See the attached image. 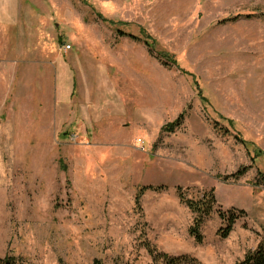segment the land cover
Segmentation results:
<instances>
[{
    "label": "rangeland",
    "instance_id": "1",
    "mask_svg": "<svg viewBox=\"0 0 264 264\" xmlns=\"http://www.w3.org/2000/svg\"><path fill=\"white\" fill-rule=\"evenodd\" d=\"M20 6L0 41V257L156 264L150 246L188 264H236L255 250L264 0ZM178 187L194 199L213 190L216 209L244 214L223 237L213 212L198 242Z\"/></svg>",
    "mask_w": 264,
    "mask_h": 264
},
{
    "label": "trees",
    "instance_id": "2",
    "mask_svg": "<svg viewBox=\"0 0 264 264\" xmlns=\"http://www.w3.org/2000/svg\"><path fill=\"white\" fill-rule=\"evenodd\" d=\"M253 14H247V17H252ZM239 18V16H235L233 18H228L224 20L230 21ZM122 35H126L127 33L120 32ZM134 39H138L137 36L134 34H127ZM147 45H149L147 43ZM182 117V116H181ZM180 117V119H181ZM248 170V167H243L240 169L234 176H239L244 174ZM264 179V176H263ZM146 189V188H144ZM148 189H155L160 191L163 189V186L153 187L148 186ZM178 192L180 198L183 202H185L189 208L198 214L196 218L195 225L190 228V233L198 242L202 241V235L200 228L204 219L212 215L213 212L217 211L219 216L226 223V228L221 231L223 237H228L233 229L234 224L236 221L244 214V212H240L237 214L234 210L222 211L221 209H216L215 205L217 204L216 197L214 195V191L211 190L208 193L206 192L202 198L194 199V198H187L184 193L182 192V188L178 187ZM150 254L152 255L154 262L156 264H188L189 261H193V258L187 257L185 255L182 256H173L168 253L157 251L155 248H151L150 246ZM0 264H17L16 258L12 256L0 257ZM93 264H106L100 259L94 260ZM236 264H264V240L258 245V247L253 250L249 251L242 260L237 262Z\"/></svg>",
    "mask_w": 264,
    "mask_h": 264
},
{
    "label": "crops",
    "instance_id": "3",
    "mask_svg": "<svg viewBox=\"0 0 264 264\" xmlns=\"http://www.w3.org/2000/svg\"><path fill=\"white\" fill-rule=\"evenodd\" d=\"M20 9V0L16 2H14V0H9L7 4L5 0H0V41L8 35L10 29L14 28L16 25L19 26ZM2 57L3 56L0 57V60L3 61L4 58ZM8 60L13 61L14 58H9Z\"/></svg>",
    "mask_w": 264,
    "mask_h": 264
},
{
    "label": "built area",
    "instance_id": "4",
    "mask_svg": "<svg viewBox=\"0 0 264 264\" xmlns=\"http://www.w3.org/2000/svg\"><path fill=\"white\" fill-rule=\"evenodd\" d=\"M65 47H66V48H68V49H69V48H71V46H70V45H66Z\"/></svg>",
    "mask_w": 264,
    "mask_h": 264
}]
</instances>
